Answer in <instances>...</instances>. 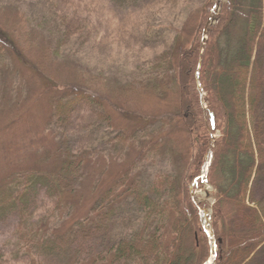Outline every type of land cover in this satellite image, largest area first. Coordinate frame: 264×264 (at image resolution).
<instances>
[{"label":"rangeland","instance_id":"rangeland-1","mask_svg":"<svg viewBox=\"0 0 264 264\" xmlns=\"http://www.w3.org/2000/svg\"><path fill=\"white\" fill-rule=\"evenodd\" d=\"M82 1L73 12L65 10L62 0H0V26L12 32L16 43L15 51L0 57V193L10 188L14 172L37 168L55 174L65 158L77 163L61 187V199L47 197L41 179L26 208L28 228L45 232L47 247L52 246L44 254L46 264H111L114 244L143 227L149 215L135 194L154 200L146 226L154 230L165 224L160 211L171 188L182 191L181 179L196 153L181 112L178 66L182 52L193 48L212 0ZM220 2L215 0L213 15ZM66 16L68 25L73 19L81 25L76 35L65 34ZM239 17L242 23L244 12ZM213 21L211 15L209 24ZM237 29L235 39L242 35L241 26ZM208 36L205 30L204 42ZM166 52L170 57L161 59ZM196 89L201 90L199 85ZM77 91L88 96L91 107L85 104L88 112L63 124L53 103ZM200 97L207 108L206 93L200 91ZM208 169L205 156L200 169L204 185L190 183L189 190L206 207L202 222L210 233L216 192L206 183ZM127 172L126 184L107 200L105 193ZM246 202L264 211L259 162ZM96 203L101 208L95 209ZM241 221V214L232 215L231 228L242 231ZM18 223V214L2 204L0 249L9 256L15 253L14 259L26 249ZM89 228V240L76 233ZM216 252L212 245V260ZM243 264H264V244Z\"/></svg>","mask_w":264,"mask_h":264},{"label":"trees","instance_id":"trees-1","mask_svg":"<svg viewBox=\"0 0 264 264\" xmlns=\"http://www.w3.org/2000/svg\"><path fill=\"white\" fill-rule=\"evenodd\" d=\"M82 2L62 0L65 10L74 8L73 12ZM215 5V0L208 2L195 44L182 52L178 66L181 112L196 147L192 168L195 167L181 179L182 191L177 187L170 189L165 210L160 211L165 214V224L154 230L146 226L155 208L154 200L139 191L135 194L149 215L144 218L143 227L114 244L110 251L111 264H232L236 261L243 264L264 244V211L246 202L258 162L261 170L264 168V0H222L218 3L219 13L213 15L210 10ZM243 12L245 17L241 23L239 15ZM211 15L213 24H209ZM70 23L68 25L66 16L62 23L65 34L80 32V24H74V19ZM237 27L242 35L235 39L232 35ZM4 29L0 26V57L8 56L16 48L12 32ZM205 30L209 36L204 42ZM168 57L170 53L166 52L161 59ZM198 85L200 91L206 93V109L201 105ZM90 103L88 96L77 91L68 99L54 102L53 112L59 122L73 124L79 114L88 112L85 104L91 107ZM216 132L220 137L214 140ZM205 156L209 164L206 183L216 192L209 219L211 235L202 222V211L206 207L198 203L189 190L190 183L198 188L204 185L200 169ZM76 164L65 158L55 174L41 173L37 168L11 174L10 188L0 193V209L4 204L18 214L17 233L26 249L24 256L16 259L12 258L15 253L9 256L0 249V264H46L44 254L52 246L47 247L49 238L45 232L33 233L28 228L26 208L41 179L46 182L45 195L61 199V187L73 175ZM128 178L129 172L104 197L113 199L114 190L123 187ZM98 206L101 208V204L96 203L95 209ZM237 213L242 217V231L231 228L230 218ZM90 232V228L76 231L88 240L92 238ZM212 245L217 250L213 260Z\"/></svg>","mask_w":264,"mask_h":264},{"label":"water","instance_id":"water-1","mask_svg":"<svg viewBox=\"0 0 264 264\" xmlns=\"http://www.w3.org/2000/svg\"><path fill=\"white\" fill-rule=\"evenodd\" d=\"M212 121H213V117H211Z\"/></svg>","mask_w":264,"mask_h":264}]
</instances>
